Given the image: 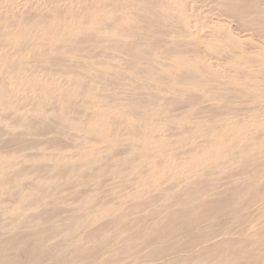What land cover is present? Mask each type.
I'll list each match as a JSON object with an SVG mask.
<instances>
[{
	"label": "bare ground",
	"instance_id": "6f19581e",
	"mask_svg": "<svg viewBox=\"0 0 264 264\" xmlns=\"http://www.w3.org/2000/svg\"><path fill=\"white\" fill-rule=\"evenodd\" d=\"M109 1L0 0V264H264V46L210 71L223 21Z\"/></svg>",
	"mask_w": 264,
	"mask_h": 264
},
{
	"label": "rangeland",
	"instance_id": "374dc122",
	"mask_svg": "<svg viewBox=\"0 0 264 264\" xmlns=\"http://www.w3.org/2000/svg\"><path fill=\"white\" fill-rule=\"evenodd\" d=\"M110 1H121V0H110ZM136 1H138V3H140L139 2L140 0H136ZM141 1L144 2L142 4V6H144L145 4H147V1L149 2V0H147V1L146 0L145 1L144 0H141ZM154 1H157V2H154ZM154 1L153 2L155 4L156 3H164L165 2L164 0H154ZM183 1L187 4V6H189L188 11L186 13L187 14V19L189 20V22L196 21L197 24H198V26H199V27L197 26L198 28L194 31V32H196V38H197L194 42L198 41V38L203 37L204 34H208L209 31H212V30L207 29V28L201 30L200 29L201 26L204 27V26H207L208 24H209V26H211V24H212L211 22H216L218 20L219 21H223V23L221 24L223 26V27H221V30L222 31L220 30V27L218 26V28H215L212 31L213 33H211L212 35L214 34L215 36L216 35L219 36V43H217L218 44V47L215 49L214 52H211V53L210 52H208V53L207 52H204L203 51V47H200L198 43H196L198 45L191 46V49L189 48V46H187L188 50L190 49L189 51H193L194 54L202 55L203 53H205V57H206L205 58V62L204 63L202 62L201 64L202 65L203 64L204 65L205 64L209 65L208 68H211L210 71H214V70L217 71V69L220 72L221 71L223 72L225 70H230L232 68H231V66H230V68H229L228 65L226 66V64H225L226 60H232L233 59L232 57H234V55H236V54H238L239 56L241 55L240 58H244L245 59L247 56L248 57L250 56L249 55L250 52L252 54L253 53H256V51L258 52V50L262 49V47L264 46V28H263L264 27V19L261 18L260 15H258V13H259L258 12L259 11L258 9L256 10V9H253V7H251V5H255V4L259 3V1L260 2L262 1V3H263L264 0H257V1L256 0H183ZM88 4H89V2L86 3V5H88ZM82 6L83 7H81V8H84L85 7L84 4H82ZM243 6H245V7L247 6L248 8L247 9H241V7H243ZM3 8H2V10H3ZM82 10H80V11H82ZM61 11L64 12V10H61ZM61 11L58 12L60 15L63 14V12H61ZM2 12L0 11L1 14H2ZM1 14H0V16H2ZM229 14H232V16H230ZM48 15H50V13ZM229 17H231V18H229ZM225 19H226V21H225ZM229 20H230V22H229ZM227 22H228V24H227ZM243 22L246 25H244ZM252 22H254V23H252ZM256 24H257V26H256ZM228 25H229V27H228ZM242 28H243V30H242ZM240 30H242V31H240ZM256 34H258V35L256 36ZM246 36H249V37L247 38ZM235 38H237V39H235ZM238 38H239V40H238ZM190 41H192V40H190ZM234 41L236 42V44H235ZM175 42L176 43L170 45L166 50L184 49L185 48L184 44H186V42H188V41H186V42L185 41L184 42L183 41H175ZM198 42L200 44H202L203 41H201V39H199ZM181 43H182V45H181ZM237 46L239 48H237ZM225 47H228V48L225 49ZM263 49H264V47H263ZM261 51L263 52L264 50H260L259 52H261ZM238 52H240V53H238ZM238 60L239 59H237V61ZM219 71H217V72H219ZM255 73H257V74H255ZM250 75H251V77H259V76L260 77L261 76L264 77V69L263 70H259V71H254V73L253 74H250ZM257 75H259V76H257ZM138 76L139 77H142V74H140ZM239 77L242 78V74H240ZM259 81L257 80V82H259ZM263 83H264L263 81H260L259 83H255V84H257V85H259V84L260 85H263ZM234 88H235V90L232 91V92H234L233 94L230 91H229L230 93L229 92H224L227 95L226 94H223V91H221V90H220V92H217L216 88H213L212 90H209V93L210 94H208V95H211V93L212 94L215 93V95H217L216 98L217 97L218 98L220 97L219 98L220 100H217L218 99L217 98L215 101H213L214 103L216 101L217 102H216L215 105L213 103L212 108H209V107H211L210 105H212V103L205 104L206 105V106L204 105L205 107L203 105H201L197 101L198 98L196 97L197 96L196 94H191V96L188 98V100H186L187 102L184 103V104L185 105H191V108H190L191 111L190 110L188 111L189 112V115L191 117H196L198 115L199 116L203 115L207 121L208 120H211L215 115L218 114L217 112L220 113L222 110L223 111H228L230 109L229 111L231 113H233V112L236 113V112L240 111V109L241 110L246 109V107H248L250 105H247L245 103H242L243 101H241V99H240L241 96L239 94L237 95V93H239V90L241 89L240 86L239 85L238 86L236 85V86H234ZM235 92H236V94H235ZM211 96H213V95H211ZM179 97L180 96H178V98ZM243 98H247V97H243ZM223 99L229 100V101H225ZM188 101H190V102H188ZM197 103H199V104H197ZM228 103H230V104H228ZM216 105H217V108H216ZM220 105H222V106H220ZM226 105L227 106H230V107H227V109H224L223 107L226 106ZM164 107L170 108V106H168V105L167 106L161 105L160 108L162 109ZM206 107H208V108H206ZM251 107H253V106H250V108ZM153 108H157V107L154 106ZM192 110L194 112H192ZM260 129H261V127L260 128H257L258 131ZM224 175L227 176V174L224 173V174L221 175V177H223ZM224 178H225V176L222 179H224ZM106 179L104 178V180H103V178H100L98 180L99 183L97 182L98 184H96L97 187L99 188V186L101 185L100 187L102 188V186H103L102 184H104V182H102V180L105 181V184H104L105 186L108 185V184H106L107 182L109 184L111 183V181L109 180V178H108L109 181L106 180ZM124 186L127 187V188H129L128 187L129 184H126ZM144 201L145 200H139L136 203L137 204H140V203H142ZM186 208H190V207H186ZM124 210L125 209H123V211ZM246 219L244 218V221H246Z\"/></svg>",
	"mask_w": 264,
	"mask_h": 264
}]
</instances>
